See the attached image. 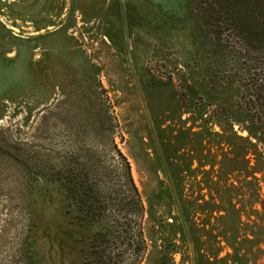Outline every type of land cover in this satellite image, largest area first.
<instances>
[{"label":"rangeland","instance_id":"rangeland-1","mask_svg":"<svg viewBox=\"0 0 264 264\" xmlns=\"http://www.w3.org/2000/svg\"><path fill=\"white\" fill-rule=\"evenodd\" d=\"M254 79L264 0H0V264L61 263L35 239L44 185L85 232L65 264H195L179 176L238 208L192 209L214 264H264Z\"/></svg>","mask_w":264,"mask_h":264},{"label":"trees","instance_id":"trees-1","mask_svg":"<svg viewBox=\"0 0 264 264\" xmlns=\"http://www.w3.org/2000/svg\"><path fill=\"white\" fill-rule=\"evenodd\" d=\"M253 74L254 77L258 76L259 73L257 71H254ZM259 79H254L247 85V90L244 92V105L247 106L248 110L253 111L252 109L257 108L261 109V111L257 112H248L245 114V116L241 117L240 120H238L239 124L242 127H245L249 132L250 139L253 138L257 141L253 142L252 140L251 145L253 147H258L259 143H262L264 145V79H262V82H258ZM261 80V79H260ZM263 110V111H262ZM244 124H247L244 125ZM254 154V153H253ZM259 154V153H258ZM261 154V153H260ZM259 154V159H257L259 163H264V157H261ZM256 157H258L256 155ZM183 171V169H182ZM254 174V169H253ZM180 178H176L175 185H174V194L178 199L179 205H180V211L183 219L184 231H186V236L188 235L191 243L194 244V263L195 264H214L213 261L217 262L216 258L218 255L215 256V260L211 259V256L208 255V252L203 248L204 244L201 242L200 239V232L202 229L198 228L195 224L194 220L192 219L191 213L193 214L192 209H199L202 214H205V212L213 213L215 210L219 212V217L223 219L224 217L228 218L230 217V213L228 209H238L236 204L232 202V200H229L228 203H226V206H224L223 203V196H219V203L218 201H206L204 196H199L196 199L192 200L193 197H188L184 193V187L182 181V176H179ZM264 204V203H263ZM191 209V210H190ZM223 209H226L223 210ZM227 212V215L224 216L223 212ZM236 211V210H235ZM229 215V216H228ZM222 234V232H221ZM232 243V242H231ZM230 247L234 248V254L230 255L228 254V257H236L238 254V247L235 245V243L229 244ZM218 251L222 249V243L221 241H217ZM221 252V251H220ZM219 254V253H218ZM227 257V258H228ZM222 262L223 260H219Z\"/></svg>","mask_w":264,"mask_h":264},{"label":"flooded vegetation","instance_id":"flooded-vegetation-1","mask_svg":"<svg viewBox=\"0 0 264 264\" xmlns=\"http://www.w3.org/2000/svg\"><path fill=\"white\" fill-rule=\"evenodd\" d=\"M43 188V199L49 201L46 204V200L40 199L41 209H38L34 227L35 239L40 242V238L48 244L47 256L50 260L57 257L61 260L60 264H65V259H74L79 254L80 247L85 242V232L78 226L77 220L68 214L63 197L54 193L59 189L51 188V191L45 185Z\"/></svg>","mask_w":264,"mask_h":264}]
</instances>
